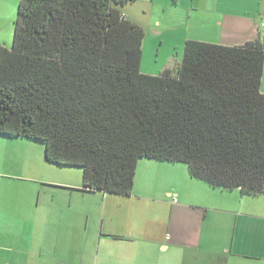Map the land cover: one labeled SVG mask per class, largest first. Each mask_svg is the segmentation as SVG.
Listing matches in <instances>:
<instances>
[{
  "label": "trees",
  "instance_id": "16d2710c",
  "mask_svg": "<svg viewBox=\"0 0 264 264\" xmlns=\"http://www.w3.org/2000/svg\"><path fill=\"white\" fill-rule=\"evenodd\" d=\"M129 1L19 0L0 45V135L44 141V159L80 168L85 190L129 195L151 158L264 192V39H188L175 67L145 73Z\"/></svg>",
  "mask_w": 264,
  "mask_h": 264
},
{
  "label": "crops",
  "instance_id": "0c3cea01",
  "mask_svg": "<svg viewBox=\"0 0 264 264\" xmlns=\"http://www.w3.org/2000/svg\"><path fill=\"white\" fill-rule=\"evenodd\" d=\"M156 5L184 11L152 22L158 40L166 29L185 30L154 75L176 66L188 39L228 46L264 39V0ZM143 54L142 44L140 67ZM181 163L138 159L132 192L119 195L83 189L80 168L49 163L44 152L34 158L5 145L0 264H264V192L212 185Z\"/></svg>",
  "mask_w": 264,
  "mask_h": 264
},
{
  "label": "rangeland",
  "instance_id": "374dc122",
  "mask_svg": "<svg viewBox=\"0 0 264 264\" xmlns=\"http://www.w3.org/2000/svg\"><path fill=\"white\" fill-rule=\"evenodd\" d=\"M171 3L172 0H153V7L151 6V0H134L129 1L123 5V10L127 14V18L134 23L142 26L145 31V38L143 42V59L140 70L145 73H153L157 71L159 64L162 60H165L170 54V51L175 50L174 38L177 39L179 43V36L184 33L185 28L179 27L177 29L179 35H175L171 33L169 29H166V33L162 35L163 41L157 39V33L154 32L152 22L157 18L161 19L162 24L168 23L169 12L173 14H184V11L178 12L175 10L173 5H169L166 9L164 5H156L158 3ZM19 0H0V45H3L7 48L11 47L15 19L17 15ZM153 8V11H152ZM171 9V10H170ZM151 15V19L150 18ZM154 16V17H153ZM164 29V26H161ZM149 29L150 32L147 33ZM5 145L7 146H16L17 150H31L34 154V158L38 157V153L41 151L42 154L44 152V141L40 139H29L26 137L20 136H7L0 135V148H3ZM183 166H186L185 163H181ZM238 197H240V193L235 191ZM255 198V197H252Z\"/></svg>",
  "mask_w": 264,
  "mask_h": 264
}]
</instances>
